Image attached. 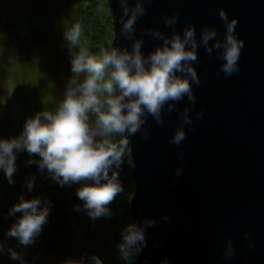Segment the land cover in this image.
I'll return each instance as SVG.
<instances>
[{"label":"clouds","instance_id":"clouds-1","mask_svg":"<svg viewBox=\"0 0 264 264\" xmlns=\"http://www.w3.org/2000/svg\"><path fill=\"white\" fill-rule=\"evenodd\" d=\"M121 9L119 35L131 40L127 45L101 48L93 53L82 43L84 26L75 22L63 33V40L70 52L71 77L65 84L62 98L53 110H41L26 118L18 135L0 138V171L9 185H14L17 156L26 152L27 167L35 165L41 173L60 187L78 185L76 197L82 203L74 211H84L96 221L111 215L109 205L124 192L120 172L125 156L132 155L131 137L140 133L150 139L146 128L148 118L163 127L165 113L177 114L178 123L170 143L181 148L178 159L183 160L182 144L187 139L186 129L194 130V120H202L203 109L193 111L196 105L195 87L201 84L196 65L203 47L207 57L220 62L217 76L230 78L239 72L241 51L245 46L236 28L238 18L229 17L227 11L218 9L224 33L220 35L214 24L200 28L195 24L177 30L178 13L164 17V28H142L136 36L139 18L145 15V3L151 0H117ZM144 35L159 41L145 54ZM187 98L183 108L177 106ZM183 172L182 165L175 169V176ZM36 183L35 175L29 177L24 187L30 193ZM52 203L39 195L28 198L21 192L17 202L8 209L4 219L14 217L4 232L6 240L13 238L19 246L27 248L36 243L51 214ZM164 214L159 221L144 216L142 221L128 222L120 232L116 245L120 258L133 264L135 258L147 247V230L160 221L169 222ZM250 233H245L248 239ZM249 242V247H252ZM5 241H0V254L5 251ZM233 243L229 240L224 257L233 256ZM10 259L26 264L24 256L7 247ZM62 264H102L99 255L93 254L86 261L68 258ZM161 264H169L165 257Z\"/></svg>","mask_w":264,"mask_h":264},{"label":"water","instance_id":"water-1","mask_svg":"<svg viewBox=\"0 0 264 264\" xmlns=\"http://www.w3.org/2000/svg\"><path fill=\"white\" fill-rule=\"evenodd\" d=\"M107 6L114 32L110 44L131 47L132 41L119 35L117 0H107ZM221 7L238 18L236 32L245 41L240 70L230 78L217 76L220 62L200 48L201 84L194 86L193 111L203 109L205 116L194 120V130L186 129L183 160L178 159L181 148L170 143L178 123L175 112L165 113L163 127L148 118L150 139L140 133L130 138L131 221L171 218L147 230V247L133 264H161L165 257L169 264H264V0H151L135 35L146 27L171 34L164 17L178 13L177 30L195 24L199 36L203 25L214 24L223 36ZM144 41L145 54L159 43L147 35ZM186 103L187 98L177 107ZM229 240L234 251L226 259Z\"/></svg>","mask_w":264,"mask_h":264},{"label":"rangeland","instance_id":"rangeland-1","mask_svg":"<svg viewBox=\"0 0 264 264\" xmlns=\"http://www.w3.org/2000/svg\"><path fill=\"white\" fill-rule=\"evenodd\" d=\"M75 22L84 26L82 43L90 51L96 53L110 47L114 32L107 0H0V138L18 135L27 117L44 109L53 110L62 98L71 77L70 52L63 33ZM9 36L13 42L22 39L26 54L15 51L18 42L11 45ZM27 159L26 152L18 154L14 185H9L0 171V241L6 243L0 264H20L10 259L7 247L21 253L26 264H62L68 258L81 256L87 261L93 254L100 256L102 264H126L116 245L122 228L131 221L129 201L134 193V180L129 156H125L120 172L124 192L109 205L111 215L96 221L82 210H73L82 203L76 197L78 185L60 187L35 165L27 167ZM33 175L35 188L28 193L24 184ZM21 192L28 198L47 197L56 217L52 228L53 217L49 216L36 243L27 248L4 236L14 219L4 216Z\"/></svg>","mask_w":264,"mask_h":264},{"label":"trees","instance_id":"trees-1","mask_svg":"<svg viewBox=\"0 0 264 264\" xmlns=\"http://www.w3.org/2000/svg\"><path fill=\"white\" fill-rule=\"evenodd\" d=\"M13 33L16 34L15 31H14ZM9 37H10V36H9ZM17 38H18V40H19V36H18V35H17ZM10 39H11V41L13 42V38L10 37ZM21 40H22V39H21ZM21 40H20L19 42L17 41L18 43L15 41L17 44H15V42H13L11 45H13V46H14V44L16 45V48H17V49H16L15 51H16L17 53H20V54H21V52H22V53H25V54H26L27 51L24 52L23 47H22V45L24 44V42L21 41ZM19 46H20V47H19ZM20 54H19V55H20ZM9 87H10V86H9ZM17 87H18V86H17ZM62 204L64 205L63 211L65 212L66 206H65L64 203H62ZM56 205H58V204H56ZM59 206H60V205H59ZM60 211H61V208H60ZM61 212H62V211H61ZM61 212H60V213H61ZM64 212H63V214H62L61 216L64 215ZM50 216L53 217V218L51 219V221H50V225H53V226H52V228H53L54 225H56V224H54V223H55V220H56V217H55V219H54V216H55V215H54L53 212H51V215H50ZM63 217H64V216H63ZM63 219H64V218H63ZM64 220H65V219H64ZM48 224H49V223H48ZM46 227H47V226H46Z\"/></svg>","mask_w":264,"mask_h":264}]
</instances>
